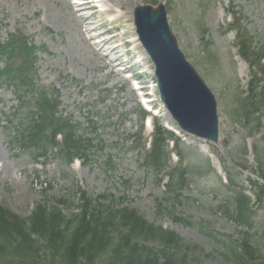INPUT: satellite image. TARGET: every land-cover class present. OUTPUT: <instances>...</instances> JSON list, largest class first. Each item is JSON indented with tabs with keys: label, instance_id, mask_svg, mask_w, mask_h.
<instances>
[{
	"label": "rangeland",
	"instance_id": "374dc122",
	"mask_svg": "<svg viewBox=\"0 0 264 264\" xmlns=\"http://www.w3.org/2000/svg\"><path fill=\"white\" fill-rule=\"evenodd\" d=\"M95 1V11L77 12L74 0H0V44L11 35L22 34L31 45L44 50L37 54L34 91L44 89L51 99L53 92H58L62 118L70 120L77 134L92 144L90 150L84 144L80 147L79 164L72 165L68 157L66 162L59 157L61 146L57 152L39 157L42 150L29 144L11 148L8 136L19 132L26 114L35 113V109L22 112L12 88L0 81V204L22 218H29L40 205L57 207L69 216L77 209L73 211L68 201L81 204V192L93 198L111 195L116 203L121 202L116 208L135 210L154 226L201 249L204 255L196 252L191 264H233L223 257L227 255L225 242L213 236L221 232L238 239L235 232L242 230L220 208L231 197L221 187V179L230 178L250 194L252 209L264 228V209L254 197V184L264 185V101L256 110L237 111L241 109L238 99L249 96L248 83L259 65L249 68L255 59L250 53L248 65L239 57L236 45L246 39H238L236 24L229 25L234 10L245 32L257 37L262 51L264 0ZM159 2L167 6L182 51L219 100V142L186 136L180 165L196 174L187 176L178 202L171 200L165 187L168 179L178 174L174 173L177 164L172 162L157 172L145 169L142 146L136 140L142 124L138 97L124 79L126 73L136 75L133 65L138 59L133 58L135 53L126 52L133 47L142 53L131 27L134 9ZM144 63L148 72L142 71L143 93H151V106L158 111V94L151 88L153 69L148 59ZM119 69L125 72L119 73ZM150 135V130L143 134L147 139ZM102 143L105 147L99 149ZM109 159L113 170L106 165ZM207 159L213 172L207 169ZM170 213L191 225L176 222ZM261 235L262 231L252 241L264 247ZM147 246L161 249L154 243ZM41 255L44 257V252Z\"/></svg>",
	"mask_w": 264,
	"mask_h": 264
},
{
	"label": "trees",
	"instance_id": "16d2710c",
	"mask_svg": "<svg viewBox=\"0 0 264 264\" xmlns=\"http://www.w3.org/2000/svg\"><path fill=\"white\" fill-rule=\"evenodd\" d=\"M38 52L44 50L31 45L22 34L11 35L6 43L0 44V63L4 66L0 67V81L12 88L22 112L35 109V113L26 114L19 132L13 137L8 136L10 145L14 148L18 143L24 147L29 144L42 150L37 157L47 156L61 146L59 157L65 162L66 157L71 161L81 154L83 144L90 147L87 150L92 148V144L84 140L83 135L77 134L70 120L62 118L58 111V92L54 91V99H51L44 89L34 91L37 86L34 78ZM260 82L255 78L252 86ZM260 96L264 98V90ZM255 98L243 102L237 111L246 110L247 103L248 107L249 104L255 107ZM27 100L29 103L25 105ZM58 135L63 137L61 143L57 141ZM137 140L140 143L141 139ZM164 145L163 130L157 126L153 149L146 156L147 170L156 172L164 166ZM98 147L104 148L103 143ZM107 165L113 167L111 161ZM180 171H174L180 175L174 176L167 186L171 200L177 202L184 189L186 174L192 177L196 174L194 170L189 173ZM260 193H264L262 187ZM99 198L82 194L81 204L68 201L73 211L77 209L69 216L63 215L57 207L40 205L29 218H22L0 204V264H97L99 261L101 264H191L190 258L196 252L204 255L201 249L185 243L174 232L154 226L135 210L116 208L115 205L121 202L116 203L113 196ZM234 198V201L227 202L226 215L236 219L244 230L237 232L239 238L233 244L225 237L218 238L215 233L213 236L225 242L227 255L223 257L227 261L233 264H264V247L252 241L258 238L260 231L264 239V228L259 226L257 215L248 208L247 199L239 194ZM259 200L262 201L261 198ZM101 201H107V204ZM58 204L64 205L61 202ZM170 216L176 222L186 223L173 213ZM147 243L158 244L161 249L150 248ZM43 252L44 257L41 255Z\"/></svg>",
	"mask_w": 264,
	"mask_h": 264
},
{
	"label": "water",
	"instance_id": "95a60500",
	"mask_svg": "<svg viewBox=\"0 0 264 264\" xmlns=\"http://www.w3.org/2000/svg\"><path fill=\"white\" fill-rule=\"evenodd\" d=\"M140 41L151 57L161 98L181 129L211 141L218 140L217 101L189 63L173 33L164 4L138 7Z\"/></svg>",
	"mask_w": 264,
	"mask_h": 264
},
{
	"label": "bare ground",
	"instance_id": "6f19581e",
	"mask_svg": "<svg viewBox=\"0 0 264 264\" xmlns=\"http://www.w3.org/2000/svg\"><path fill=\"white\" fill-rule=\"evenodd\" d=\"M91 0H86V3H85V5H80V8H84V7H88V6H90V4H91V2H90ZM66 2H69V0H66ZM166 121L168 122V124L169 125H172L173 124V121L170 119V117H166Z\"/></svg>",
	"mask_w": 264,
	"mask_h": 264
}]
</instances>
